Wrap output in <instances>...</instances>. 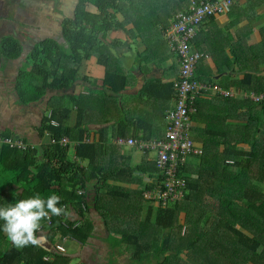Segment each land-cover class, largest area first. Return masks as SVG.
Returning <instances> with one entry per match:
<instances>
[{"label": "trees", "instance_id": "16d2710c", "mask_svg": "<svg viewBox=\"0 0 264 264\" xmlns=\"http://www.w3.org/2000/svg\"><path fill=\"white\" fill-rule=\"evenodd\" d=\"M193 1L218 0H78L74 15L61 23L59 39L31 40L17 82L22 100L38 101L49 90L61 95L50 99V114L38 128L40 138L48 136V142L35 145L24 140V149L0 145V206L36 193L45 198L54 193L61 197L58 207L67 206L68 212L79 215L74 220L50 213V219L41 220L36 235L44 232L51 242L59 237L85 244L93 231L87 216L91 210L87 191L95 182L94 210L112 234L109 241L133 247L131 253L123 251L133 264H264V76L260 70L242 66V71L250 69L243 78L222 86L215 73L224 68L217 66L207 74L201 71L204 58L198 62V81L236 89L231 97L209 91L195 101L190 132L200 140L203 153L190 156L181 169L186 181L183 199L164 207L156 198L145 196L163 182L156 160L148 166L120 164L128 155L115 143L118 137L150 140L165 136L167 111L175 107L177 89L175 82L149 81L134 97L137 102L126 103L124 91L135 75L125 61L120 64L117 55L135 50L140 67L153 62L166 45L162 31ZM247 1L249 10L263 4V0ZM239 3L234 4L236 9ZM220 14L205 18L202 24ZM141 43L144 52L134 48ZM242 48L232 46L234 55ZM260 48L264 56V46H254L255 57ZM0 49L4 56L18 58L23 44L4 37ZM93 57L105 68L100 89L85 86L89 78L78 77L83 61ZM179 78L180 65L175 81ZM76 82L80 93H74ZM251 94L263 98L255 101ZM151 99L164 105L165 114L162 111L159 116L163 121L157 126L155 115L140 109V103L150 104ZM73 109L76 119L71 123ZM112 121L110 126L90 128ZM96 132L99 137L91 139ZM66 138L68 142L63 143ZM144 171L155 173L156 181L142 190L144 182L135 172ZM3 224L0 220V264L71 263V255L58 244L56 252L44 245H14L3 232ZM116 252L121 250L110 253L109 264L117 263Z\"/></svg>", "mask_w": 264, "mask_h": 264}, {"label": "crops", "instance_id": "0c3cea01", "mask_svg": "<svg viewBox=\"0 0 264 264\" xmlns=\"http://www.w3.org/2000/svg\"><path fill=\"white\" fill-rule=\"evenodd\" d=\"M239 1V8L236 9L235 4L228 12L217 15L213 20L207 19L204 21L193 43L194 49L205 54L201 71L209 74L212 68L214 70H216L217 66L224 68L221 73H215V79L222 86L231 85L232 82L242 79L244 73L250 70L242 71V66L260 70L262 73L260 76H264L263 50L262 48L258 50V57H255L256 55L254 56L253 52L254 46H264V33L262 34L264 31V0L263 4L254 10H249L246 7L247 0ZM55 2L57 0H0V44L4 37L14 38L23 44V52L18 58L6 57L0 49V133L35 145L48 142V136L43 139L40 138L38 128L41 127L43 118L50 114V99L61 95V92L49 90L40 100L24 103L18 91L17 82L20 72L24 69L25 57L29 51H26L24 56V37L29 42L38 38L53 37L59 39L61 37L63 19L72 17L78 4V0H60L56 10L54 7ZM61 3L63 4L61 5ZM70 4H72L71 7ZM72 7L73 10L70 9ZM70 12H73L72 16L69 14ZM26 19L31 21L27 26L31 30L27 31L24 36V21ZM164 30L162 35L166 45L161 46L150 64L141 63L142 67H140L136 56H132L133 52L129 51V49L122 50L123 61H125L127 69L135 75L131 85L124 91L125 98L123 101L126 103L137 102L138 100L134 97L140 93L149 81L160 80L162 83H172L177 79L179 72L178 57L168 43ZM139 46L135 48L139 49L140 52H144L146 49L144 44L141 43ZM232 46H243V48L240 49L239 54L236 53L234 55ZM171 55L175 57L174 63L167 62L168 57ZM156 61H160L161 65L158 66L155 63ZM103 76H105V68L97 63L96 57L83 61L78 72V77L89 78L90 83L86 82L85 86H89L92 89H100L98 81L103 79ZM79 85L74 88V93L82 92ZM235 89L236 87L231 86L229 90L235 92ZM86 92L84 90V93ZM149 102L150 104L140 103V109L144 110L149 116L155 115L154 124L155 126L160 125L159 123L163 120L159 116L164 111V105H162V102L157 103L152 99ZM75 119L76 109H73L71 123H74ZM150 119L152 120V118ZM114 123L115 121L106 125L93 124L90 128L97 130ZM163 126L166 127L164 123ZM98 137L99 133H91V139H97ZM125 147L128 146L121 148ZM129 148V151H125V149L121 151L128 155L127 158L121 161L120 164L122 166H148L147 163L149 161L156 160V157L149 158L146 152L132 147ZM142 153L143 157L141 156ZM153 174L155 173L135 172V176L141 178L144 182L140 185L142 190L146 188L147 184L155 183L156 179L152 177L154 176ZM94 186L95 182L89 185L87 191L91 208L87 216L93 226L92 236L83 245L77 242L78 249L74 256H78L84 264H109L111 247L108 240H110L112 234L105 227L102 218L94 210ZM70 217L74 220L79 219V215L75 211L71 212ZM40 235L46 238V243L43 245L49 250L56 252L55 246L58 243L55 240L53 242L49 241L47 234L44 232L38 233L37 236ZM125 251L127 250L125 249ZM127 255L122 251L120 253L116 252L113 259L116 260V264H123L121 258H125Z\"/></svg>", "mask_w": 264, "mask_h": 264}, {"label": "built area", "instance_id": "2783aa9c", "mask_svg": "<svg viewBox=\"0 0 264 264\" xmlns=\"http://www.w3.org/2000/svg\"><path fill=\"white\" fill-rule=\"evenodd\" d=\"M239 0H218L215 3H193L188 10L180 12L166 30L164 35L172 50L178 57L180 78L174 81L177 89L175 107L167 111V128L165 136L159 139L144 140L143 138H121L115 143L119 146H128L142 152L156 153V165L163 174V182L153 196L162 206L183 196L186 181L180 176L181 169L190 156L203 153L200 144L195 143L190 132L191 114L195 111V101L205 92H214L223 97H231L234 92L224 89L214 83L200 82L195 77L198 62L205 56L194 49L192 41L200 31L203 20L211 15L225 13ZM246 98L249 96L245 94ZM250 97L258 101L263 98L251 94ZM64 139L63 143H67ZM9 145L11 148H26L24 142L18 138L4 136L0 133V145Z\"/></svg>", "mask_w": 264, "mask_h": 264}, {"label": "clouds", "instance_id": "9594fccd", "mask_svg": "<svg viewBox=\"0 0 264 264\" xmlns=\"http://www.w3.org/2000/svg\"><path fill=\"white\" fill-rule=\"evenodd\" d=\"M60 200L61 197L54 193L46 198L36 193L14 204L0 206V220L4 221L3 232L18 247L29 244L42 246L46 243V238L43 235H36L41 227V220L50 219V213L54 216L71 215L67 211V206H57Z\"/></svg>", "mask_w": 264, "mask_h": 264}, {"label": "rangeland", "instance_id": "374dc122", "mask_svg": "<svg viewBox=\"0 0 264 264\" xmlns=\"http://www.w3.org/2000/svg\"><path fill=\"white\" fill-rule=\"evenodd\" d=\"M163 1V3H166V0H162ZM59 2H60V0H57V2H55V5H54V7H55V9L57 10V8H58V4H59ZM65 2V1H64ZM71 3V2H70ZM63 3H61V5H62ZM240 4V3H239ZM71 5L72 4H70V7H71ZM70 9H72L73 10V7L72 8H70ZM71 16L73 15V12H70L69 13ZM31 21L29 20V19H26L25 21H24V34L25 33H27V31H30L31 29L30 28H28L27 26H28V24L30 23ZM33 31V30H32ZM34 32V31H33ZM264 33V31L262 32V34ZM24 43L26 44V43H28V45H26L25 47H26V51H28L29 50V48H31L32 46V42L30 41H27L26 39H25V37H24ZM136 46H134V48H135ZM113 52L116 54L117 53V51L116 50H114L113 49ZM133 53L134 54H132V56L133 57H135V50H133ZM26 55V53H24V56ZM173 55V54H172ZM170 56V57H168V59H167V62H171V63H174L175 62V57L174 56ZM118 56V58L120 59V64H122L123 63V59H124V56L122 55V53L121 54H118L117 55ZM135 62H136V59H135ZM30 70V69H29ZM104 77V76H103ZM100 82V80L98 81V83ZM125 94V93H124ZM245 98H246V96H245V94L243 95ZM95 117V116H94ZM96 119H98V117H96ZM192 139H193V141L195 142V143H198V144H200V140L198 139V137L197 136H195L194 134H192ZM122 149H125V151H129L130 150V148L129 147H125V148H122ZM151 154H149V153H147V155L149 156V158H153V157H156V153H154V152H150ZM141 156L143 157V153L141 154ZM23 183H24V181H22ZM133 188H135V187H133ZM140 190V189H139ZM156 190H157V188H155L154 190H152V191H150V192H148V193H145V196L147 197V198H149V196H153L154 195V193L156 192ZM185 191H184V193H183V196L181 197V198H179L178 200H181V199H183L184 198V196H185ZM184 217H185V214H182V216L180 217L181 218V221L183 222V220H184ZM113 238V237H112ZM56 240V242L58 243V245H61V246H63L64 248H65V250H66V254H68V255H71V260H70V264H84V262L82 261V260H80V258L78 257V256H74V254L76 253V251H77V249H78V243L76 242V241H73V240H62V239H60L59 237L58 238H56L55 239ZM108 243L110 244V247H111V255H113V253L115 252V251H117V249H119V250H121L122 252L123 251H125V249L128 251V252H132L133 251V247L132 246H130V245H128V244H122V245H120V244H118V245H116V243L114 242V241H109L108 240ZM183 256H184V258H188L187 257V255H186V253H184V254H182ZM122 259V262H123V264H133V262L131 261V259H130V256L129 255H127V257H125V258H121ZM188 260V259H187ZM137 264H140V263H137Z\"/></svg>", "mask_w": 264, "mask_h": 264}, {"label": "water", "instance_id": "95a60500", "mask_svg": "<svg viewBox=\"0 0 264 264\" xmlns=\"http://www.w3.org/2000/svg\"><path fill=\"white\" fill-rule=\"evenodd\" d=\"M24 44H25V43H24ZM24 51H26V47H25ZM79 83H80V81H79ZM76 84H77V82L74 84L73 90H74V88L76 87Z\"/></svg>", "mask_w": 264, "mask_h": 264}]
</instances>
